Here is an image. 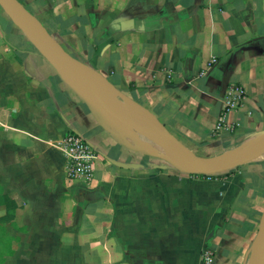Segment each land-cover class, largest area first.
Listing matches in <instances>:
<instances>
[{"label":"crops","instance_id":"1","mask_svg":"<svg viewBox=\"0 0 264 264\" xmlns=\"http://www.w3.org/2000/svg\"><path fill=\"white\" fill-rule=\"evenodd\" d=\"M74 58L191 152L238 153L264 131V0H18ZM243 102L223 119L228 88ZM97 154L67 175L63 140ZM146 146V147H145ZM81 99L0 8V264H247L264 153L183 174Z\"/></svg>","mask_w":264,"mask_h":264},{"label":"water","instance_id":"2","mask_svg":"<svg viewBox=\"0 0 264 264\" xmlns=\"http://www.w3.org/2000/svg\"><path fill=\"white\" fill-rule=\"evenodd\" d=\"M0 8L26 37L36 54L52 67L73 92L101 113L114 117L122 126L134 131L160 151L153 156L164 164L154 166L156 169L164 170L171 166L183 174L214 176L233 170L264 153V131L245 149L228 156L224 153L204 157L191 152L149 111L115 88L99 72L71 56L18 0H0ZM76 82L88 86L90 92L77 89L73 86ZM148 116L157 129L147 125ZM247 258V264H264V210Z\"/></svg>","mask_w":264,"mask_h":264},{"label":"built area","instance_id":"3","mask_svg":"<svg viewBox=\"0 0 264 264\" xmlns=\"http://www.w3.org/2000/svg\"><path fill=\"white\" fill-rule=\"evenodd\" d=\"M243 99L242 88L239 85H231L225 95L220 114L221 119L233 109L239 107ZM63 152L66 157V169L69 178L89 180L92 177L97 154L83 137L77 134H68L63 140ZM202 258L205 264H211L214 255L210 250L206 249L202 252Z\"/></svg>","mask_w":264,"mask_h":264},{"label":"bare ground","instance_id":"4","mask_svg":"<svg viewBox=\"0 0 264 264\" xmlns=\"http://www.w3.org/2000/svg\"><path fill=\"white\" fill-rule=\"evenodd\" d=\"M73 86H75L77 89L81 90L82 92H90V88L84 84H81L80 82L73 83ZM112 98H115V96L111 95ZM147 125H149L153 129H157L155 123L153 120L148 116L147 117ZM146 147V146H145ZM227 156L231 153H225Z\"/></svg>","mask_w":264,"mask_h":264},{"label":"trees","instance_id":"5","mask_svg":"<svg viewBox=\"0 0 264 264\" xmlns=\"http://www.w3.org/2000/svg\"><path fill=\"white\" fill-rule=\"evenodd\" d=\"M206 177H208V176H206Z\"/></svg>","mask_w":264,"mask_h":264}]
</instances>
